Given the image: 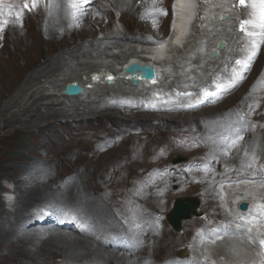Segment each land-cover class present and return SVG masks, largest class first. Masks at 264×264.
<instances>
[{
  "label": "rangeland",
  "instance_id": "obj_1",
  "mask_svg": "<svg viewBox=\"0 0 264 264\" xmlns=\"http://www.w3.org/2000/svg\"><path fill=\"white\" fill-rule=\"evenodd\" d=\"M78 1L82 4L87 3L85 0ZM111 1L112 0H108L107 2L96 0L92 3V6L90 7L91 9H88L90 16H92L93 13L96 12V9L99 8L100 12L102 11L108 14V17H105L101 12L99 23L91 24L92 29L96 32V39L103 42L101 40L102 36L110 34L111 32L115 35L122 36L120 41L121 43L130 42L132 44L140 42L144 44H152L155 43V40L157 39L164 40L167 38L172 19V0H153L156 3V9H153V14L152 10L150 11L149 8L147 9L146 7L144 9V15L146 13V18H152L151 20L155 21L157 25L155 28L148 29L147 33L138 31L137 22L140 20L137 21L135 19V21H137L135 22L133 20V15L120 11ZM23 3L24 0H4L3 5H0V13L3 14L0 18L4 15L9 17L17 11L25 10L23 9ZM68 4L69 7H72L71 3ZM80 6L82 5L80 4ZM105 8L106 10H103ZM9 9H11V13L9 12ZM25 11L27 13H31L33 8ZM85 13L86 12H81L80 15ZM198 17L199 14L197 16V20H199ZM72 18L76 19L74 15H72ZM117 18L119 20V24L113 23L114 21L116 22ZM124 19L129 20L130 24L126 25L123 22ZM99 26H103V32H98ZM198 26V23H196L194 35H196L195 32L197 31ZM261 39L263 43L260 41L256 56L254 57L256 58L255 62L250 66V68L249 65L254 58L248 64L245 72L247 69H249V71L244 76L242 83L238 87L229 92L227 95H223L222 99L219 100L218 98V101L217 98L214 99L213 106L209 105V107H207L206 105L208 104L204 103L205 105L193 109L191 112H170L173 114L169 115L172 116L171 120H168L166 117L160 118L161 120L158 119V117L166 116L169 112L166 113V115L165 113L146 115L150 113L138 110V106H144L147 109H151L149 107L152 106H147L144 103L143 105L138 103V106L132 105V107H136V113L129 115V117H125L124 115L115 117L116 113L114 112H117L120 108H113L106 109L109 110L110 114L113 113V118L110 120L104 118L109 114L106 113L107 111L102 110V105L104 107L105 103L106 105L112 103L114 100L113 98L121 103L124 101L122 98H119V95H115L114 92L117 93L116 89L118 87L112 84L93 85L92 88L94 89H91V91L89 90L83 97L80 96L77 99H70V101L65 102L61 106H55L53 108L54 111H65V113L68 112L67 115L59 117L48 126H42L39 129L37 127H32V130L29 133L24 130H18L20 129V124H13L12 127H4L3 119L0 118V200L3 201L1 207L6 210L8 213L7 216H14L12 213H14V210L18 207V196L25 191H28L29 186L24 184L22 187L13 189V185L15 184L14 175L11 174L7 178H2L1 175L4 169L13 171L17 167L25 168V170L39 167L43 170L41 174L48 173V176L62 177L60 183L62 186L68 185L75 180L83 181V177L86 176L89 181V188H87L85 183H83V186L89 195L88 197L94 200L99 199L101 204L107 211H109L112 221H115L121 228L125 227L127 229L130 225H134L136 222L140 221L144 222L146 219L147 221L152 219L153 223L158 224H156V235L153 236L155 240L149 234V231L147 234L146 232L140 234V236H138V245L132 247L126 241V238H117L114 242L115 247H117L114 248L117 257H129V253H132L144 260L146 264H155L156 262L166 260V257L167 259L170 258L171 261H175L176 264H188L189 259L190 264H198L201 263V261H203L204 264H213V262L214 264H222L225 260L229 261L231 264H243V257H249L254 252L252 251V246L247 242L237 238H230L215 245L209 243L200 247L196 245H200V243L194 240V237L198 233L205 232L211 227H214L219 224V222L226 221L225 223H227L230 219L236 220L241 218L240 213L236 214L238 208L237 204L240 202L250 203L251 205L257 200L264 201V158L261 155L262 153L260 154L258 152L255 154V148L260 144L258 140V143H256L255 140L257 125L260 126L261 130L258 134L260 136L258 137H262L264 139V32ZM227 40L229 44L227 49L224 50V52L226 51L225 59L222 60H225L224 63L228 62L229 69H232L231 66L234 65L232 56L237 54L238 47H236L237 49L235 48V43H233L234 40L230 39V37H228ZM43 49L44 52H46L45 47H43ZM178 50L182 52L183 49ZM110 51V49L107 50L101 60L105 59L107 63H110V66L113 65V67L116 68L118 67L115 64L117 63V56L110 55ZM120 54L121 53H119L118 56ZM94 58L96 59L97 57ZM94 58L79 59L70 64L67 69L63 70L61 74L57 75L52 80H40L39 85L35 86L33 90H38L40 88L44 89L43 93H53L54 95V97H51L50 100H43L41 102L42 106H46L48 102H62L59 95L61 94L60 92L65 83L63 86L57 88L55 92L51 90V85L55 83V80H67L72 77L77 78L82 83L83 79L86 77L84 73L89 71L86 70L85 66H92L94 63L101 62V60L95 61ZM19 65L23 68L25 67V64L22 61H20ZM244 73L240 77H228V79L230 78L231 80L224 82V90H230V86L234 83L233 81L235 80V83H238ZM27 74V72L21 73L18 76V79L10 92V97L4 101V104L8 107L11 106L9 100L12 98H15V100H21L24 98L18 90L21 85V88L24 87L23 81L26 79L25 77ZM120 88L121 87L119 86L118 90L121 92L122 89ZM111 90L114 94L111 93ZM93 101L96 103L93 104ZM125 106L128 105L126 104ZM204 107H206V109L202 112L209 113H206V115L204 117L202 116V118L199 117V114L202 113L201 109ZM42 108L40 110L41 113L44 112V109ZM85 108L91 111L93 109L94 110L91 114L84 115L81 111L83 109L85 110ZM15 110L16 109H11V111ZM73 110H78L80 113L70 116L74 113ZM185 113L188 115H185ZM236 113L238 114V117L236 116V118H239L240 116L241 126L237 127L236 130L232 132L230 136L232 139L230 138L229 141V138H226V140L221 137V129L218 128V126H222V124L225 123L224 118L226 116H232ZM22 119L25 121L29 120L27 117H22ZM207 127H209V131H207ZM236 131L237 134H240L237 137H235V134L232 136ZM88 140H90V142ZM212 142L219 145L218 155H225L222 160L224 164L220 161V158L217 155L210 156L205 151V144L209 143L211 145ZM111 152H114L115 154H111ZM107 154H109V157ZM247 156H249L250 160L246 159ZM250 157H255L256 163L251 162ZM133 158L135 159L132 160ZM179 159H182V162L174 164V162ZM238 160H242L243 163L246 164L247 169H237V167L227 166V162H236ZM112 162L114 163L112 164ZM206 166L208 167V170H205ZM206 171L208 172L204 173ZM24 172L20 173L21 180H24V177L26 176ZM251 173H253V176ZM164 179H166V181ZM90 185L92 186L90 187ZM247 185H250V189H247L248 192L246 191V194L240 195L242 192L240 188H244ZM3 186L10 192V195L7 198L3 196L4 194H2L5 191ZM212 188L217 189L213 191L211 190ZM165 189H168V191H165ZM216 190L219 192L221 191V194L223 192L221 198H218V208L214 207L212 199L208 198L210 191L213 196L217 194L218 197L219 192ZM238 193L240 195L239 200L234 201L233 197L238 195ZM187 199H194L197 202V206L195 207L197 215H190L187 218L180 220L179 228L175 230L170 223V214L178 201L186 202ZM131 204L133 206H130ZM50 207L52 206L37 204L35 206L32 205L25 211L30 214L33 213V216L37 219V221H32L31 224H25L24 222L19 223L17 230L12 232L10 235V240L13 244H11L9 248H5L0 251V264H36L31 262L29 263L24 259L18 258L17 254L20 253V250L23 248L21 238L27 236L31 233V231H33L30 230V228H42L45 226L42 216L43 214L46 216L45 213H49V211H56L53 215H50L51 217L49 216L50 222H52L55 227L63 230V233H66L68 232V229H62L57 224V219L54 215L61 210H71L76 220V228H74V231L76 230V232H69V234L66 235L70 240H85L87 237L90 239L88 241H91V239L94 240L95 243L92 242L93 246L97 248L101 247L104 250L109 249V246L107 245L111 244L108 243V239L105 236L100 238L102 232L98 233V231L93 230L90 226L85 224L87 219L80 214L78 210L71 209L63 204L60 206H54L53 209ZM142 207L143 209L141 210L140 208ZM130 214L135 216V220L127 222L126 216ZM7 216L3 215L0 217L1 225H5L4 223L8 218ZM189 218L193 220L187 223L184 222ZM77 228H80L82 231ZM162 228L164 230H162ZM250 240L252 241V239ZM183 255H186V257H180ZM199 255H201L204 260L198 258V260H195ZM250 258L252 257L250 256ZM144 262L142 264H145ZM53 264H62V262L59 261V259H56ZM108 264H115V262L110 261Z\"/></svg>",
  "mask_w": 264,
  "mask_h": 264
},
{
  "label": "bare ground",
  "instance_id": "obj_2",
  "mask_svg": "<svg viewBox=\"0 0 264 264\" xmlns=\"http://www.w3.org/2000/svg\"><path fill=\"white\" fill-rule=\"evenodd\" d=\"M72 1L73 0H39L37 7L33 8V11L31 13H27L25 10H20L22 15L19 21L16 19L15 13H13L9 17H6L4 15L2 18H0L8 21V23L3 26V30L0 31V118L3 119L4 127H12L13 124H20L21 126L18 130H24L29 133L31 132L32 127H37L39 129L42 126H48L53 121H56L59 117L66 116L68 113H65V111L60 110L54 111L53 108L55 106H61L65 102L70 101V99H77L80 96L83 97L85 94L88 93L89 90L91 91V89H94L92 88L93 85L103 84H112L117 86L118 88L120 86V89H122V91L120 92V90H118L117 88V93H114L115 95H119V98H122L124 100L122 101L124 104L115 100V98H113L114 100L112 101V103H109L108 105H106V103L104 102V107L101 104L102 110L107 111L106 113L109 114L104 117L108 120L113 118V113L110 114L109 110L106 109L123 108L121 110L118 109L117 112H114L116 113L115 117H119L120 115L129 117V115L136 113V107L134 108L132 107V105L138 106V103L142 105L144 103L147 106H152L149 107L151 109L156 108L158 105L165 107L180 108L184 104L185 109H190V111L188 112H191V110L199 108L205 104H208L206 106L209 107V105L211 106V104L213 103L214 99L217 98V101L218 98L219 100L222 99L224 93L226 92V90H224V82H227V80H231L230 78H233L232 76H234V78L240 77L245 72V69L248 67V64L256 56L257 49L260 44V41L262 40L261 37L263 36L264 32V8H262L258 0H256L255 7H253V0H246L244 6H241L239 0H176V17L173 18L175 19V24L172 30L173 22L171 23L169 29V34H171L164 40L157 39L153 44H142L140 42L132 44L130 42L121 43L120 41L122 36L115 35L113 32H111L110 34L103 35L101 39L103 42H101L100 40L96 39V32L92 29L91 24L99 23L102 11H99L100 8L96 9V12H94L92 16H90V13L88 11V9H91L90 7L92 6V3L96 0H92L86 3L83 8L82 6H80V1ZM101 1L107 2L108 0ZM111 2L120 11L133 15L134 21L135 19L137 21L140 20L139 22L135 21L137 22L139 32L147 33L148 29H152L157 26L156 22L151 20L152 18H146V13L144 15V9L146 7L147 9L149 8L150 11L152 10V14L154 13L153 9H156V3L153 0H112ZM68 3H71L72 7H69ZM103 10H106V8ZM81 12L86 13L80 15ZM200 12L202 15L199 19V22L197 20V16ZM193 14L195 15V17L193 22L190 23L193 18ZM72 15H74L76 19H73ZM102 15L108 17V14L106 12H102ZM242 21H247V23L244 25L243 31H241ZM123 22L126 25L130 24L129 20L124 19ZM113 23L119 24L118 18L116 19V22L114 21ZM196 23L202 26L201 28H199L198 26L197 31L195 32L196 35H194V28L196 26ZM102 30L103 26H99L98 32H101ZM228 37L234 40L233 43H235V48L238 47L237 54L232 56V61L234 63V65H230L232 69H229L228 62L224 63L225 60H222L225 59L226 51L224 52V50L227 49L229 44L227 40ZM221 42H223L225 45L224 49L218 48V44ZM43 47H45L46 52H44ZM180 48L183 49L182 52L178 50ZM109 49L111 50L110 55L117 56V63L115 64L118 67L116 68L113 67V65L110 66V63H107L105 59L101 60L106 54L105 52ZM212 52H217L218 57L211 58L210 55ZM119 53L121 54L118 56ZM94 57L97 58L95 59ZM82 58H94L95 61L101 60V62L94 63V65L92 66H85L86 70L89 71H86V73H84L86 77L83 79L82 83L75 77L68 78L67 80H55V83L51 85V90L55 92L56 89L60 86H63L64 83L66 85L67 83L80 82L78 84L83 87V93L79 94L78 96L71 97L60 94L59 97L62 99V102H48L47 104L45 103L46 106H42L41 102L43 100H50V98L54 97V95L53 93H43L44 89L39 88L38 90H33V88L39 85L40 80H52L57 75L61 74L63 70L67 69L70 64ZM237 60H240L242 64L237 65ZM20 61L25 64L24 68L19 65ZM131 63L147 64L152 66L156 70L157 77L152 81H138L137 85L134 86L132 82L127 79L128 77L123 73L124 68L126 67L124 65H129ZM244 64H247V67H245ZM26 72L28 74L25 77L26 79L23 81L24 87L21 88V85L18 90L21 96L24 98L20 97L22 98L21 100H15V98H12L11 100H9L11 106L8 107L4 104V101H6V99L10 97V92L12 91V87L16 83L18 76L21 73ZM105 72H111L116 76L107 77L104 75ZM92 73H94L93 76L91 75ZM102 76H105L106 79L104 77L101 79ZM109 77H111L112 79L109 80ZM228 77L230 78L228 79ZM63 89L61 90V92L63 91ZM112 90L111 93L114 94ZM205 93H208V95H205ZM172 101L173 104H169L172 103ZM95 103L96 102L93 101V104ZM126 104L131 105L125 106ZM41 108L44 109L43 113H41L40 111ZM11 109L16 110L11 111ZM205 109L206 107L201 109V112ZM73 111L74 113L70 116L80 113L78 110ZM92 111L87 110L85 108V110L83 109L81 113H83L84 115H89L92 113ZM206 113L207 112L200 113L199 117H204ZM169 115L173 114L169 112V114H167L166 116L158 117V119L166 117L168 120H171L172 116ZM185 115L188 114L185 113ZM236 116L238 117L237 113L232 116H226L224 118L225 123H223L222 126H218V128L221 129L222 138H229L228 140L230 141V136L232 132L236 130L237 127L241 126L240 116L239 118H236ZM22 117H27L29 120L25 121L22 119ZM208 129L209 127H207V131H209ZM260 131V126L257 125L255 140L256 143H258V140L260 144L256 146L255 154L258 152L260 154L262 153L261 155L264 158V139L262 137H258L260 136L258 135ZM90 140L88 141L90 142ZM218 146L219 145H217L215 142H212L211 145L207 143L205 144V151L210 156L217 155L220 158V161H222L225 155H218ZM112 153L114 152H111V154ZM107 155L109 157V154ZM250 158L251 162H255V157ZM134 159L135 158H133L132 160ZM246 159L250 160L249 156H247ZM113 163L114 162H112V164ZM227 166L237 167V169H247L246 164L243 163L242 160H238L236 162H227ZM205 170H208L207 166ZM42 171L43 170L39 167H34L30 170H25V168L19 167L15 168V170L13 171H9L8 169L3 170L1 175L2 178H7L11 174L14 175L15 184L13 185V189L22 187L24 186V184H26L29 186V190L25 191L24 193L18 196V207L14 210V213H12L14 215L13 217L7 216L8 213L3 207H1L3 201L0 200V217L3 215H6L8 217L4 223L5 225L0 224V251L2 249L9 248L10 245L13 244L10 240V235L12 232H15L17 230L20 222H24L25 224H31L32 221H37V219L33 216V213L30 214L28 212H25L32 205L35 206L37 204H46L52 206L50 207L52 209L54 208V206H60L61 204H63L64 206H67L71 209L78 210L80 214L86 217L87 220L85 221V224L90 226L93 230L98 231V233L102 232L101 236H105L108 239H112L114 237H121L122 239L126 238V241L131 247L138 245V236H140V234H142L143 232H146L147 234L149 231V234L152 236V238L154 235H156L155 231H157V223H153V220L149 219L150 217L148 218V221L147 219L146 221L143 219L144 222H136L134 225H130L127 229L125 227L121 228L120 225H118L115 221H112L109 211H107L106 208L101 204V201H99V199L94 200L88 197L89 195L85 190V187L83 186V183H85L87 188H89V181L86 176L83 177V181L75 180L68 185L62 186L60 184L62 177L60 178L58 176H48V173L41 174ZM21 172H24L26 175L24 177V180L20 179ZM207 172L208 171L204 173ZM252 174L253 173H251V175ZM164 180L166 181V179ZM91 186L92 185H90V187ZM168 189H165V191H168ZM215 189L217 188H212L211 190L215 191ZM247 189H250V185H247L244 188H240V190L244 192L243 194H246L248 192ZM4 193H7L5 195L6 198L9 197V191L5 190ZM211 193L212 192L210 191V195L208 196V198L212 199L213 206L218 208V198H221L223 192L221 194L220 191L218 197L217 194L213 196ZM239 196V193L238 195L234 196V201H238ZM130 206L133 205L131 204ZM140 209L142 210L143 207ZM55 212L56 211H49V213H45L46 216H44L43 214L42 220L45 222V226H43L42 228L33 226L35 228H30V230L33 231H31V233H29L27 236L21 238L23 248L20 250V253L17 254L18 258L24 259L29 263L31 262L36 264H53L56 259H59L62 264H108L110 261L115 262V264H142L144 262V260L140 259V257H137L136 254L134 255L132 253H129V257L124 256L119 258L116 256L114 248L110 246L107 250H104L101 247L97 248L93 246L92 242H94V240L91 239V241H88L90 239H88L87 237L85 238V240H70L66 235L69 234V232H76V230L74 231V227L72 226L71 228H68V232L63 233V230H60L58 227H55L54 224L49 220L51 217L50 215H53V213ZM126 220L127 222L134 221L135 216L133 214L127 215ZM192 220L193 219L189 218L187 221L184 222L187 223ZM229 229H231V227H229ZM162 230L164 229L162 228ZM238 234H240V238L242 241H245L251 246H253L254 242H252L248 237H246L244 232L240 231V233ZM250 259H252L250 258V256H244L242 261L246 263L249 262ZM188 263H190V259ZM155 264H176V262L171 261L170 258L167 259L166 257V260L156 262ZM222 264L231 263L225 260Z\"/></svg>",
  "mask_w": 264,
  "mask_h": 264
},
{
  "label": "water",
  "instance_id": "obj_3",
  "mask_svg": "<svg viewBox=\"0 0 264 264\" xmlns=\"http://www.w3.org/2000/svg\"><path fill=\"white\" fill-rule=\"evenodd\" d=\"M218 48L224 49L225 48L224 43L223 42L219 43ZM210 57L217 58L218 57L217 52H212ZM124 72L128 74L129 76L135 77V79L132 80L133 85H137V82H138L137 78H140L141 80H144V81H152L157 77L155 68L147 64L131 63L125 68ZM106 76L108 77L109 75L106 74ZM82 91L83 89L79 86V84L77 82H73V83L67 84L64 87L62 94L64 96H70V97L78 96L79 94L82 93ZM179 162H182V159L175 161L174 164L179 163ZM196 206H197V202L194 199H187L186 202L178 201L175 204L170 214V223L175 230L179 228L180 220L187 218L190 215H193V216L197 215L195 211ZM247 206H248L247 203L242 202L239 208L241 210H246Z\"/></svg>",
  "mask_w": 264,
  "mask_h": 264
},
{
  "label": "snow or ice",
  "instance_id": "obj_4",
  "mask_svg": "<svg viewBox=\"0 0 264 264\" xmlns=\"http://www.w3.org/2000/svg\"><path fill=\"white\" fill-rule=\"evenodd\" d=\"M3 2H4V0H0V5H3ZM38 2H39V0H24V3H23V9H25V10H29V9H31V8H35V7H37ZM245 2H246V0H239V3L241 4V6H244V5H245ZM258 2H259V4L262 6V8H264V0H258ZM255 6H256V0H253V7H255ZM9 12L11 13V9H9ZM2 15H3V14L0 13V16H2ZM21 15H22V13H21L20 11H17V12L15 13V17H16V19H17L18 21L20 20ZM7 23H8L7 20L0 19V31L3 30V26H4L5 24H7ZM246 23H247V21H242V22H241V31L244 30V25H245ZM254 54H255V53H254ZM236 64H237V65H241L242 62H241L240 60H237V61H236ZM244 66L247 67V64H244ZM94 78H95V77H94ZM108 79L111 80L112 78L109 77ZM205 95H208V93H205ZM262 243H264V241H262Z\"/></svg>",
  "mask_w": 264,
  "mask_h": 264
},
{
  "label": "clouds",
  "instance_id": "obj_5",
  "mask_svg": "<svg viewBox=\"0 0 264 264\" xmlns=\"http://www.w3.org/2000/svg\"><path fill=\"white\" fill-rule=\"evenodd\" d=\"M194 17H195V15L193 14V18L191 17V18H192V20H191V22H190V23H192V22H193V20H194Z\"/></svg>",
  "mask_w": 264,
  "mask_h": 264
}]
</instances>
